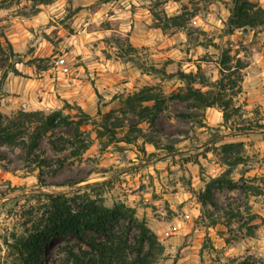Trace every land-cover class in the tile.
<instances>
[{
	"label": "rangeland",
	"instance_id": "1",
	"mask_svg": "<svg viewBox=\"0 0 264 264\" xmlns=\"http://www.w3.org/2000/svg\"><path fill=\"white\" fill-rule=\"evenodd\" d=\"M101 1L41 5L0 0V36L5 34L20 54V76L29 83L40 76L59 77L58 67L66 65L85 88L83 104L64 101L60 108L9 110L2 96L5 81L0 111L6 116L59 112L77 119L80 108L91 116L82 127L90 143L82 156L74 158L70 148H52L60 136L73 139V128L49 133L41 141L37 154L53 164L40 181L21 146L0 145V255L6 256L5 239L42 217L41 193L104 183L92 193L107 207L123 202L146 219L164 248L158 264H264V26L227 34L232 0H110L116 2L109 5ZM249 1L264 8V0ZM165 14H184L189 19L186 28L163 32L158 25H166ZM94 16L98 23H93ZM136 24L137 47L130 40ZM98 28L113 31L91 40L89 32ZM126 35L137 50L129 56L134 61L121 57ZM226 48L233 50L234 59L253 66L235 98L241 110L228 126L194 100L175 97L186 92L178 72L193 74L195 88L213 90ZM103 65H109L105 73ZM202 75L209 86L200 83ZM147 95L159 99L154 123L138 112L139 100ZM34 102L27 100L32 107ZM143 105L152 107L155 102ZM99 129L105 135L99 136ZM232 143L238 146L228 148ZM66 157L60 167L56 160ZM221 176L225 181L215 183ZM208 185L216 208L199 202L198 193ZM77 242L72 236L55 239L46 261L62 256L63 246Z\"/></svg>",
	"mask_w": 264,
	"mask_h": 264
},
{
	"label": "trees",
	"instance_id": "2",
	"mask_svg": "<svg viewBox=\"0 0 264 264\" xmlns=\"http://www.w3.org/2000/svg\"><path fill=\"white\" fill-rule=\"evenodd\" d=\"M33 1L48 5L55 0ZM229 12L227 34L231 35L236 30L245 28L264 26V8L257 3L249 0H232ZM164 18L166 25H158L163 32H166L169 27L185 29L189 20L184 14L174 17H167L165 14ZM120 40V38L117 39V45H120ZM123 40L127 42V45L126 49L120 45L123 50L121 57L128 58L127 61H134L133 57L129 56L137 53V50L129 42V35H126ZM232 52L231 48L222 49L218 61L220 78L214 83L211 91L203 92L195 88L193 84L196 79L193 74L178 72L176 75L186 83V92L184 95L177 94L175 97L194 100L205 109H218L223 114L225 126H228L230 120L241 110L235 104V98L242 93L243 71L246 68L242 60L233 58ZM18 58L20 54L14 50L8 37L2 34L0 36V87L10 73L21 75L17 65L22 62ZM161 72L165 74L164 71ZM199 81L202 85L209 86L205 76L202 75ZM150 101H154L155 105L152 107L143 105ZM158 101L159 99L152 95L142 97L138 102L139 115L142 118H151V122L154 123L159 115ZM79 111L80 115L77 119L64 116L59 112L46 114L42 111H19L12 116H6L0 111V145L21 146L29 159L28 167L39 171L40 181L45 170L51 168L53 164L48 158L37 154L41 141L49 133L55 134L64 128L74 129L73 139L60 136L52 141V148L57 152L70 148L73 149L71 156L75 158L82 156L89 149L90 143L83 137L82 127L89 124L91 116L80 108ZM185 117L192 116L185 115ZM103 128L108 131L106 126ZM98 132L99 136L105 135V131L99 129ZM124 140L127 143L133 142L130 138ZM237 146L238 143L227 145L228 148ZM67 159V157L57 159L56 162L61 163L60 167H63ZM223 181H225L224 176L214 179L215 183ZM103 184H87L83 189L73 192L41 193L39 204L45 210L42 217L23 233H12L10 239H5L6 256L0 255V264H158L164 248L157 235L148 226L146 219L138 217L135 208L123 202H118L113 207L105 206L101 198L92 193ZM198 199L202 205L209 204L213 208L217 207L212 198L210 185L204 192L198 193ZM68 236L76 238L78 242L63 246L60 249L62 256L47 262L48 247L55 239H65ZM241 264H249V262L244 261Z\"/></svg>",
	"mask_w": 264,
	"mask_h": 264
},
{
	"label": "crops",
	"instance_id": "3",
	"mask_svg": "<svg viewBox=\"0 0 264 264\" xmlns=\"http://www.w3.org/2000/svg\"><path fill=\"white\" fill-rule=\"evenodd\" d=\"M124 3L127 1L120 0ZM116 1L107 2V5L114 4ZM129 3V2H128ZM136 1H132V4H135ZM131 3H129L130 5ZM45 12H41L43 14ZM83 13V12H82ZM81 13V14H82ZM80 14V15H81ZM99 12H96L95 15H98ZM80 19V18H79ZM93 23H98L97 18H91ZM78 20H76L73 24L74 26L77 25ZM99 26V25H97ZM109 32L113 30H106L104 28L93 29L89 32L88 36H91V40L96 39L99 33ZM176 34L172 35V40ZM135 37V38H134ZM135 39V41H134ZM10 40V39H9ZM131 42L132 44L137 47V24L135 25L133 34L131 35ZM11 41V40H10ZM176 42V41H174ZM141 45V43H140ZM15 47V46H14ZM109 65H103V73L109 70ZM253 66L246 65V68L243 71V75L245 77V81H243V87L248 79L247 75L251 71ZM59 69V77L56 76H40L37 80H29L20 75H13L9 74L7 77L6 83L3 86L2 96L5 97L4 102H7L9 105V110L25 108L23 110H46L50 109L52 106L53 108H60L64 101L69 103L77 102L79 104H83L84 99V86H81V81L74 80L75 75H71L70 68L66 65L63 67H58ZM77 76V75H76ZM35 99L33 106L27 103V100ZM33 97V98H32ZM207 115L209 113H217V122H221L223 120V114L216 108H207L206 110ZM138 212L140 213V208L137 206Z\"/></svg>",
	"mask_w": 264,
	"mask_h": 264
}]
</instances>
